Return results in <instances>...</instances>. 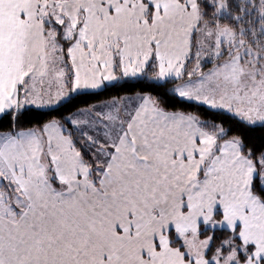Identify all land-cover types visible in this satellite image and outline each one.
<instances>
[{
  "label": "snow or ice",
  "instance_id": "6c2138e0",
  "mask_svg": "<svg viewBox=\"0 0 264 264\" xmlns=\"http://www.w3.org/2000/svg\"><path fill=\"white\" fill-rule=\"evenodd\" d=\"M0 264H264V0H0Z\"/></svg>",
  "mask_w": 264,
  "mask_h": 264
}]
</instances>
